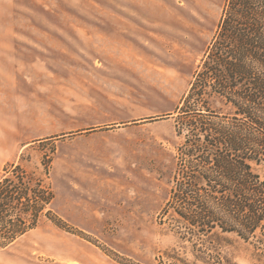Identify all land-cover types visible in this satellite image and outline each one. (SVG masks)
<instances>
[{"label": "rangeland", "instance_id": "374dc122", "mask_svg": "<svg viewBox=\"0 0 264 264\" xmlns=\"http://www.w3.org/2000/svg\"><path fill=\"white\" fill-rule=\"evenodd\" d=\"M224 4L0 0V125L18 147L0 178L21 165L54 193L37 230L0 249L4 264L19 254L17 264L35 263L29 238L41 232L46 263L65 244L89 264H158L178 247L161 216L185 141L175 111ZM225 239L235 264H259L235 234Z\"/></svg>", "mask_w": 264, "mask_h": 264}, {"label": "trees", "instance_id": "16d2710c", "mask_svg": "<svg viewBox=\"0 0 264 264\" xmlns=\"http://www.w3.org/2000/svg\"><path fill=\"white\" fill-rule=\"evenodd\" d=\"M175 114L185 141L161 216L171 221L179 245L158 264H235L224 251L226 234L251 246L264 264V179L258 172L264 170V0H225L215 37ZM53 200L43 176L21 165L6 170L0 249L36 229ZM51 221L68 229L56 215Z\"/></svg>", "mask_w": 264, "mask_h": 264}, {"label": "crops", "instance_id": "0c3cea01", "mask_svg": "<svg viewBox=\"0 0 264 264\" xmlns=\"http://www.w3.org/2000/svg\"><path fill=\"white\" fill-rule=\"evenodd\" d=\"M17 141L13 138L12 134L9 132H6L4 130V128L0 125V177H1V172H3L5 166L8 165V163H10L13 159V155L17 149ZM37 230V229H36ZM35 229L28 232L27 234H25L24 236H22L20 239H25L26 237H28L29 235H31V233L33 231H36ZM46 233H39L36 236H30L29 238V249H30V253L32 254L33 252L37 253V257L35 258V263L33 264H89L86 261V258L84 257V254L82 252V248L81 249H77L76 252H69V248L66 246L65 243V248L64 251H57L56 253H47L49 256H54L55 257V262L53 263H46L44 261H40L39 257L40 256L42 258V256L45 254L44 251V241H46L47 238ZM33 240H35V245L37 248L34 249V246L31 244L33 242ZM18 242V240L13 243L11 246L5 248L6 249H10L12 247H14L16 245V243ZM61 249V248H60ZM43 259V258H42ZM22 260V256H13V258H11V263H20V261ZM38 261V263H37ZM6 262V260L3 258V256L0 255V264H4Z\"/></svg>", "mask_w": 264, "mask_h": 264}]
</instances>
